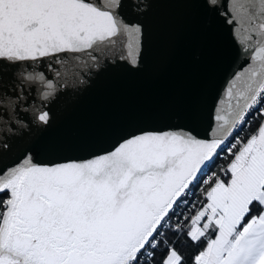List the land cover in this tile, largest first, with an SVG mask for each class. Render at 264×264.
Segmentation results:
<instances>
[{"label":"snow or ice","instance_id":"6c2138e0","mask_svg":"<svg viewBox=\"0 0 264 264\" xmlns=\"http://www.w3.org/2000/svg\"><path fill=\"white\" fill-rule=\"evenodd\" d=\"M176 2L237 47L212 102L44 159L62 94L147 63L155 0H0V264H264V0Z\"/></svg>","mask_w":264,"mask_h":264},{"label":"water","instance_id":"95a60500","mask_svg":"<svg viewBox=\"0 0 264 264\" xmlns=\"http://www.w3.org/2000/svg\"><path fill=\"white\" fill-rule=\"evenodd\" d=\"M141 19L149 29L147 63L134 70L105 64L88 84L51 105L54 119L38 134L42 158H87L140 128L186 122L194 102L207 105L237 63V47L219 21L195 5L155 0Z\"/></svg>","mask_w":264,"mask_h":264}]
</instances>
